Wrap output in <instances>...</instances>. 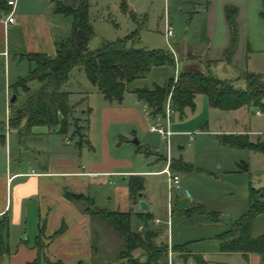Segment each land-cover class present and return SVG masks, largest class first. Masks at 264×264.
<instances>
[{
    "label": "rangeland",
    "instance_id": "rangeland-1",
    "mask_svg": "<svg viewBox=\"0 0 264 264\" xmlns=\"http://www.w3.org/2000/svg\"><path fill=\"white\" fill-rule=\"evenodd\" d=\"M49 1L54 5L57 0ZM66 1L76 5L79 0ZM86 3L93 31L88 41L90 49L98 47L103 41H113L133 32L131 39L126 42L127 46L163 49L174 56L173 64L155 66L144 79L134 80L129 86L147 88L151 81L156 85H165L174 76V66L176 72L188 69L208 71L217 78L231 80L236 89L244 87L243 81L238 79L242 72L264 76V18L260 16L261 0H86ZM225 6L229 10L233 9L236 28L240 35H244L242 39L248 42L247 45L234 48L228 61L223 57V50L216 48L221 36ZM165 28L172 33L166 40L163 35ZM173 44L181 47L180 58L173 53ZM36 83L31 80L24 85L33 89ZM90 86L81 68L71 69L70 89L87 91ZM17 88L21 93V88ZM76 99L68 98V104L74 106L69 118V130L73 132L79 130L78 124H84L82 119L72 123V119L83 116L82 111L85 109L84 104H79ZM4 122L5 114L0 109V131L8 128ZM152 122L166 127L163 116L153 117ZM19 127L17 129L21 130ZM237 127L244 131L263 133L264 112L252 106L235 110L214 108L208 104L205 95L196 93L191 109H184L181 114L172 111L168 115L167 128L172 131L168 137V151L164 142L151 135L148 137L150 152L145 153L141 147L140 152L134 156V165L147 170L161 169L165 157L179 158L190 168L189 171L174 172L168 168L169 172L178 175L181 187L180 191L171 192L169 201L166 195V175L160 173L144 176L145 190L141 199L150 204L145 210H141L138 203L134 204L133 210L143 211L151 216L152 221H159L150 229L156 234L155 242H166L167 246L185 244L189 250L207 248L215 243L217 234L229 228L246 211L248 187L264 188V151L225 145L220 141L222 131L235 130ZM9 129L21 144L24 138L22 130L17 133L16 128ZM247 138L252 143L264 145L262 134H247ZM133 139L142 146L144 135L137 133V136L127 139L136 148L137 144L131 142ZM122 178L123 175L113 176L109 178V183L105 181L100 187L90 188L91 196L95 192L92 209H128L131 205L128 201L129 185L127 179ZM183 196L188 199L187 202L182 201ZM167 204L170 216L166 224ZM98 218L94 216L92 220ZM260 219H264L263 215L255 216L251 227L253 233L257 231ZM110 232L115 237L112 239L115 249L108 254L110 249L103 248V252H107L104 262L123 264L125 260L118 259L119 251L124 249L123 237L112 229ZM199 237L204 240H196ZM169 250L167 262L170 260L174 264L179 260L176 257L178 250ZM137 254L138 249L132 251L133 256Z\"/></svg>",
    "mask_w": 264,
    "mask_h": 264
},
{
    "label": "crops",
    "instance_id": "crops-1",
    "mask_svg": "<svg viewBox=\"0 0 264 264\" xmlns=\"http://www.w3.org/2000/svg\"><path fill=\"white\" fill-rule=\"evenodd\" d=\"M57 2L74 6V3L66 0H57L54 5L49 0H16L13 21L3 24L0 17V109L5 114L4 123L7 122L10 109L9 86L24 77L30 67L24 55L39 52L53 57L54 42L66 38L70 33L71 18L55 12ZM243 36L237 28L235 49L248 44L247 40L242 39ZM228 40L229 28L223 12V26L216 48L224 50ZM171 48L180 58L181 47L173 44ZM147 73L132 81L144 79ZM154 83L151 81L147 88H151ZM69 84L70 77L62 86L68 93L67 98L76 97V101L85 106L83 116L76 118V121L82 119L84 123L78 124V131H70L68 126L66 132L61 134L56 131L57 127L47 129L44 126H32L21 144L9 128L0 131V220H5L1 233L0 264L31 263L38 254L34 246L38 230L42 244L39 250L41 258L61 264H106L104 259L107 252H103V248L110 249L108 254L115 249L112 244L115 237L110 232L111 229L115 230L100 216L88 213L84 200L73 198L70 193L90 198L93 204L95 192L91 196L90 188L100 187L105 181L109 183V178L117 175H123L122 179L127 180L130 175L140 176L141 197L134 200L129 193L131 205L128 209L114 211H129L130 229L141 231L145 228L142 226L144 213L134 211L133 206L144 196V176L165 174L163 170L169 168L168 163L173 159L165 157V164L158 170L143 169L133 163L141 147L145 153L150 152L148 137L151 135L164 142L166 148L164 139L148 131L153 116L146 103L132 92V89L140 87L127 84L121 100L108 103L91 84L87 91L70 89ZM22 96L23 92L20 93L17 88L15 99H21ZM241 107L247 109L250 106ZM222 132L223 135L246 137L247 134L264 133L244 131L238 127ZM137 133L144 135L143 145L138 142L137 147L133 148L127 139L137 136ZM262 140L264 142V137ZM66 193L71 199L66 197ZM184 198H181L182 201ZM185 200L188 201L187 198ZM94 216L99 217L98 220L93 221ZM147 216L146 228L151 229L157 223L152 221L149 214ZM258 222L257 233L251 231V224L250 233L253 237L264 232V219ZM59 228L61 230L56 232ZM107 229L110 230L107 232ZM196 240L204 239L199 237ZM214 241L209 247L196 250L183 246L176 252L179 260L174 264H195L194 256L201 257L206 264H262L257 253L243 256L239 252H220L216 237ZM40 264L45 263L41 261Z\"/></svg>",
    "mask_w": 264,
    "mask_h": 264
},
{
    "label": "trees",
    "instance_id": "trees-1",
    "mask_svg": "<svg viewBox=\"0 0 264 264\" xmlns=\"http://www.w3.org/2000/svg\"><path fill=\"white\" fill-rule=\"evenodd\" d=\"M264 18V0H261ZM9 10L6 0H0V17ZM55 12L70 16V33L64 39L54 42L55 55L49 57L44 53H26L30 67L24 77L10 85V92L16 96V89L20 87L23 96L19 102L14 99L9 103L7 116L8 128L17 129L24 135L29 133L32 126H44L47 129L57 127L58 133H65L69 126L72 106L68 104V93L62 86L68 81L72 68H81L88 82L96 88L106 102H119L127 89V84L135 78L143 77L152 66L173 64V57L163 49H145L127 46L133 32L123 38L113 41H103L96 48L90 49L88 41L93 36L87 14L86 0H79L71 6L57 2ZM225 18L229 28V40L223 50V57L228 61L235 47L237 28L233 21L232 10L227 6L224 9ZM238 79L244 83L242 89L233 87L229 79H220L208 71L180 70L176 80L169 81L162 86L153 84L151 88H134L132 92L149 107L151 116H163V104L169 96L172 111L182 113L185 108L193 107V96L196 93L204 94L211 107L231 110L241 106H252L264 112V76L254 72H242ZM35 80L36 88L29 89L24 83ZM72 119V123H75ZM75 128H77L75 126ZM19 130V131H18ZM76 130V129H75ZM77 131V130H76ZM75 131V132H76ZM221 142L234 147H247L253 150L264 151L262 143H252L244 135L226 134ZM172 170L189 171V165L181 159H172L168 163ZM128 185L132 199L142 190V178L137 175L128 176ZM66 197L70 195L66 193ZM86 203L85 210L104 219L118 234L123 237L124 249L119 251L118 259H124L123 264H168V246L166 242H155L156 234L148 228L141 231L131 230L129 227V211H104L92 209L90 198L82 197ZM187 213V210H185ZM257 215L264 217V188L249 186L247 190V209L239 216L237 221L215 237L220 252H239L243 256L247 253H257L264 264V232L251 236L250 227ZM147 220L148 216L144 213ZM5 220H0V246L1 233ZM59 228L56 232L60 231ZM55 232V233H56ZM40 230L35 236L34 246L38 252L36 258L29 264H61L49 262L39 255L42 244L39 240ZM181 246H169L170 250H180ZM138 249L139 254L132 255ZM195 264H206L199 256L193 257ZM76 264H80L79 262Z\"/></svg>",
    "mask_w": 264,
    "mask_h": 264
},
{
    "label": "built area",
    "instance_id": "built-area-1",
    "mask_svg": "<svg viewBox=\"0 0 264 264\" xmlns=\"http://www.w3.org/2000/svg\"><path fill=\"white\" fill-rule=\"evenodd\" d=\"M15 2H16V0H6V4L9 6V10L7 11V13L4 16H2L1 22L3 24L11 23L13 21L12 12H13ZM163 35H164V38L166 40L167 38L172 36V33L168 28H165ZM174 62H176L175 58H174ZM176 77H177V72L175 69L174 70V76L172 78L173 81L176 80ZM171 112H172V107H171V102H170L169 96H168L165 99L164 104H163V117L165 119L166 127H162L161 125H157V124H151L148 127L149 132L155 133L160 138L165 140L166 151L168 149V137L171 134V131L167 128V121H168V115ZM263 137H264V133H263ZM163 171L166 174V179H167V181H166V191H167L166 195H167V200L169 201L171 198V192L180 191L181 187L179 184V177L177 174L169 172L168 168H165ZM166 216H167V219H166V224H167L169 216H170V207L168 204H167V208H166ZM154 222L159 223V221L157 219H155ZM169 246H168V249H170ZM168 264H171L170 260L168 261Z\"/></svg>",
    "mask_w": 264,
    "mask_h": 264
},
{
    "label": "water",
    "instance_id": "water-1",
    "mask_svg": "<svg viewBox=\"0 0 264 264\" xmlns=\"http://www.w3.org/2000/svg\"><path fill=\"white\" fill-rule=\"evenodd\" d=\"M14 99H15V95L13 93H11L10 94V97L8 99V102L11 103V102L14 101ZM132 142H134L135 144H137V141L135 139H133ZM70 195L73 198H78L79 197V194H77V193H70ZM136 195H137L138 198L141 197V193L140 192H137ZM183 201H186L185 198L183 199ZM138 205H139V208L141 210L147 209V204L144 201H142V200H139ZM142 226L145 227V228L148 226L145 217L142 218Z\"/></svg>",
    "mask_w": 264,
    "mask_h": 264
}]
</instances>
